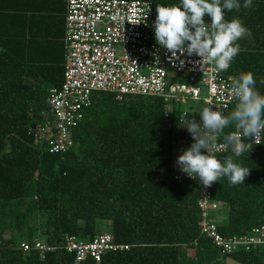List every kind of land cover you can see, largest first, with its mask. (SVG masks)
I'll return each mask as SVG.
<instances>
[{"label":"trees","instance_id":"16d2710c","mask_svg":"<svg viewBox=\"0 0 264 264\" xmlns=\"http://www.w3.org/2000/svg\"><path fill=\"white\" fill-rule=\"evenodd\" d=\"M1 1L6 0H0V264H73L62 250L63 237L90 241L101 227L127 250L107 251L99 264H224L225 259L264 264V246L220 257L199 233L196 184L174 181L170 167L174 145L181 140L180 105H171L165 119L167 104L159 98L117 100L93 93L72 129L69 150L48 154L45 142H35L28 129L47 112L48 89L62 82L64 51L56 59H43L27 52L25 44L11 43L8 7ZM144 1L154 12L156 5L180 4ZM238 3L239 10H224V19H238L252 35L237 41L239 53L218 72L232 78L251 72L255 90L264 95V0H252L251 9L243 7L244 0ZM177 81L184 83L186 77ZM236 129L233 124L224 131ZM263 146L264 131L260 146L234 157L250 170L244 184L232 185L223 177L208 187L212 201L226 210L223 225L216 224L223 237L242 236L264 224ZM228 155L230 149L216 158L223 162ZM34 241L56 250L42 258L34 250L22 254L19 243ZM212 251L223 262L209 260Z\"/></svg>","mask_w":264,"mask_h":264},{"label":"built area","instance_id":"2783aa9c","mask_svg":"<svg viewBox=\"0 0 264 264\" xmlns=\"http://www.w3.org/2000/svg\"><path fill=\"white\" fill-rule=\"evenodd\" d=\"M156 15L144 0H65L62 82L58 88L48 89V110L41 114L39 124L28 129L35 142H45L48 154L64 153L71 148L72 129L82 120L81 112L89 107L93 93L112 94L117 100L122 96L159 98L167 104L165 119L169 118L171 105L199 101L203 109L210 107L227 115L230 106L238 101L231 92L232 77L221 76L214 65H206L202 71L198 56L178 53L173 58L156 43ZM183 76L186 82L179 83L177 79ZM201 89L205 90L204 98H200ZM182 118L192 120L186 112H181L177 119L181 140L174 145L170 167L174 181L191 180L196 184L199 233L220 257L264 246V224L238 237H223L217 232L211 215L220 204L212 201L208 187L189 178L177 165L183 150L195 142ZM262 135L263 131L259 137L249 139L251 144L260 146ZM224 142L219 138L216 141L218 147ZM225 152L219 149L215 156ZM202 154L207 153L202 150ZM63 244L62 250L72 256L73 264H83L87 259L99 264L105 252L127 250L126 246L114 244L107 232L90 241L65 235ZM18 247L22 254L37 251L40 258L56 250L37 241L31 245L20 242Z\"/></svg>","mask_w":264,"mask_h":264},{"label":"clouds","instance_id":"9594fccd","mask_svg":"<svg viewBox=\"0 0 264 264\" xmlns=\"http://www.w3.org/2000/svg\"><path fill=\"white\" fill-rule=\"evenodd\" d=\"M240 7L238 0H180L179 5H156V43L173 58L178 53L198 56L202 71L206 65H214L217 71L227 70L240 51L237 41L252 35L238 19L231 22L224 19L225 9L232 11ZM243 7L251 9L252 0H244ZM205 16L210 18V23L205 22ZM231 92L238 103L228 115L206 107L199 114L200 122L181 119L195 142L183 150L177 165L182 173L198 179L205 188L223 177L232 185L244 184L250 170L235 163L234 157L249 152L252 145L245 143L240 133L252 139L264 131V95L255 90L253 74L241 73L238 78H232ZM233 124L240 133L225 134V128ZM221 136L225 142L218 147L216 141ZM219 149H230L232 155L221 162L215 156ZM202 150L207 154H202Z\"/></svg>","mask_w":264,"mask_h":264},{"label":"crops","instance_id":"0c3cea01","mask_svg":"<svg viewBox=\"0 0 264 264\" xmlns=\"http://www.w3.org/2000/svg\"><path fill=\"white\" fill-rule=\"evenodd\" d=\"M10 41L25 44L27 52L43 59H56L63 49L65 0H6ZM225 208L218 206L212 214L223 225ZM217 217V218H215ZM105 232V231H101ZM228 264H236L227 259Z\"/></svg>","mask_w":264,"mask_h":264},{"label":"rangeland","instance_id":"374dc122","mask_svg":"<svg viewBox=\"0 0 264 264\" xmlns=\"http://www.w3.org/2000/svg\"><path fill=\"white\" fill-rule=\"evenodd\" d=\"M205 97V90L201 89L200 92V98H204ZM180 111L182 112H186L191 119H195L196 121H200V116L199 114L201 113V111L203 110V105L201 102L197 101V102H187L185 104H181L179 106ZM211 218L214 219L213 215H211ZM217 218V217H215ZM99 232L101 231H107L105 227H101L98 229ZM209 260H213L216 262H223V260L221 258H219V256H217L216 252L212 251L211 255L209 257ZM224 264H228L227 263V259L224 260L223 262Z\"/></svg>","mask_w":264,"mask_h":264}]
</instances>
